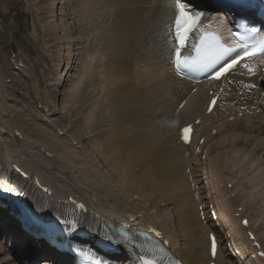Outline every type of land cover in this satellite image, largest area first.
I'll list each match as a JSON object with an SVG mask.
<instances>
[{
	"label": "bare ground",
	"instance_id": "6f19581e",
	"mask_svg": "<svg viewBox=\"0 0 264 264\" xmlns=\"http://www.w3.org/2000/svg\"><path fill=\"white\" fill-rule=\"evenodd\" d=\"M74 1L76 4L80 2L78 4L79 8H83L76 11V5L75 8H73L75 10L69 11V17L67 18L68 21H71L72 24L75 23L74 26L76 27L79 21L78 17L80 16V19L82 18V23H78L77 30L91 31L90 27H92L95 30L93 35L97 34V39L100 42V34L102 32V38L109 40H107L109 42V51L112 52L113 55L112 58L110 57L107 59L103 65L102 71L98 72L99 74L97 76H95L90 70L91 68H86L82 71V74L80 72L78 76L74 77L69 91L64 93V96H69L68 103L70 102L71 106H74L72 101L80 104L81 102H78L77 99L78 97H82L83 106L86 110V115L82 116V122L76 119L78 118L76 117L73 119V123L68 124L67 131L62 132L64 134L69 132L71 135L70 138L65 136L67 140L64 139L63 136L58 135L56 131L52 130L55 123L47 124L44 120L32 114H29V116H31L30 119L26 117L25 114L23 116L21 110H8L7 107L3 106L5 110L4 114L0 115V128H2V130L3 128H7L3 137L8 135V132L10 131V136L8 135L10 141L16 146L24 147L21 149L24 150L28 156V163L25 165H35L38 166L39 169L47 165V171L55 174L52 181H55L56 184L53 185L58 191L63 190L62 187L67 188L69 190L68 193L73 192L79 199L90 205L88 212L84 215L86 217L85 219L88 220L90 224L92 222L91 216L93 214H96L95 220L100 222V227L105 226L108 220H112L111 216L114 213L118 214V212H120L119 215L122 216L124 215L123 212L128 211V209H133L132 212L134 213L145 212L144 220H135L145 224H150V220H158L161 232L163 229L164 234L169 239L170 245L178 250L177 253L187 264H205L206 262V242L202 225L197 217V220L194 219L198 223L195 222L197 226L194 224L190 225V222L192 223V221H189V217L191 218V216H195L192 214V209L195 208V203L194 199L192 200L193 195L190 188V180L189 177H187L188 174H195V177L201 178L200 171H202V174L205 176L199 181V186L204 180H206L207 183L211 181L213 187L210 188L208 197H210V193L211 199L218 198L221 201L222 204H218V208L224 218L225 226L230 227L236 233L244 231V229L238 225L237 219L233 217V214L236 211L233 207L237 203L238 206L236 207H239L240 205L242 207L244 206L243 208L245 211L243 215L248 216L247 214H249L250 221H254L252 224L255 225L257 222V224H259V231H264V104L263 109H261L260 106L262 101L264 102V99H259L260 93L264 92V75L252 78H245L244 76L237 74L227 75L223 81V89L215 108L209 115H206L204 114V111L209 96L208 91L211 89L217 91L218 86L211 87L206 82H203L197 84L198 90L195 94H190L189 91L192 85L173 71L170 55L166 56L167 33L165 32V24L167 21H170V11L168 9L169 1L101 0L102 6L98 5L94 0ZM69 2L71 1L69 0ZM82 2L88 4V6H81ZM189 3L192 4L191 2ZM50 6L49 9L52 11ZM137 15L141 17V21L137 19ZM215 22V20L209 22L208 28H217ZM91 23L92 25H90ZM108 23H110V25H108ZM40 27L43 28V26ZM56 27L58 26H54L48 30L51 31L52 29L54 32L53 29ZM62 27L66 28L64 26H61V28ZM220 27H222L221 29L224 31L225 22L223 19L220 23ZM81 28H83V30H80ZM65 31L63 30L62 32ZM44 33L46 34L47 32ZM98 44L99 43L97 42L96 45ZM99 45H101V49L102 44ZM170 48L171 46H169V49ZM84 51L81 50V56H84ZM127 51L141 52V62H147L146 64L144 63L142 67L148 66V68L141 73L136 70L134 72L130 71L126 73L125 61L127 59ZM68 58L69 56L66 58L63 65L65 71L63 75L69 71L72 65ZM84 65V67H87L86 62ZM125 74L132 78L125 79ZM21 75L25 76L24 74ZM102 78L105 81V85L103 84V93L100 92L99 97L88 101L89 98L95 95L93 86L96 84L97 80L100 81ZM42 87L50 89L52 86L49 83H42ZM137 90L138 92H136ZM49 97L51 96L49 95ZM183 100V107L179 109L178 104ZM233 101H235L234 104H232ZM242 106H244L243 109L245 111L250 112H241L243 114L242 119L246 116L244 122L246 123L245 126L247 132L250 133V138L256 137L258 141V145H254V152H251L248 148L246 151H242L240 148L241 144H243L245 148L250 144H254L255 142L253 139L247 138L245 135L242 136V139H240L239 135H231V133L228 132V128L231 126L230 124L229 126L223 127L224 119L226 118V120L229 121V115L236 114ZM12 110L20 112L25 119V123H23L21 114L18 113L17 114L20 117L15 114V117L18 120L16 121L14 116L11 115ZM157 111H159L158 115ZM48 112L52 115L56 112V109H54L52 105H48ZM1 113L2 111L0 110V114ZM6 113L11 121V123L8 124L10 126H7V120H5L6 117H3ZM172 113L173 116L170 119ZM251 115L254 116L250 117ZM198 116L202 117V121L193 134L192 141L195 142H197L201 136H205L207 129L212 128L213 124L216 125V123L220 121V124L215 126L217 137L212 148V160L214 163H212V160L207 159L209 161L207 165L208 161L205 160L202 170H199L197 163L192 161V158L197 155L193 154L191 158L188 159L185 153L186 147H184L179 141V127ZM177 118L182 120L179 127L176 126L175 122ZM76 122L81 123L82 125L80 128L86 129V132L90 134L89 136L92 141H89L87 148L89 150L97 151L100 155V161L101 164H103V167L104 165H107L112 171H95L97 167L91 165V161H89L86 156L87 154H80L74 149L75 147L71 145L73 144L71 139H77L73 136L75 132L74 130L78 128ZM15 123H20L21 126L17 127ZM84 124L86 126H84ZM66 126L64 125L63 127ZM31 127L37 132L34 135L41 137L47 148L44 147L40 141L41 138L39 140L34 139L35 137L32 138L27 136ZM15 129L24 136L23 139L19 140L14 137ZM1 131L0 134L2 133ZM43 132L44 134L47 133V136L51 137V139L55 137L54 143H50V138L42 135ZM50 133H53L55 136H51ZM3 137L0 135V140L4 139ZM29 138L33 141H30ZM34 140L37 143H40L37 144L39 146L35 149L29 148V150H27L26 147L35 146ZM6 141L9 142V139H6ZM77 144L82 145L81 141L75 143V145ZM16 146L15 148L18 154ZM40 146L44 148H42L43 151L48 150L47 152L51 151L52 153L61 151L66 155L72 156L77 160L76 163L81 165L80 171H86L88 182L85 181L84 177L81 176L79 172H76V179L72 181V185H68L69 183L65 184L67 180L63 176V167H69L71 164L70 161L61 153L57 157H46V155L43 154L44 152L41 154L37 151L40 150ZM156 148L163 150V153H167V155H169L170 152V156H168L167 159L168 164L170 165V169H168L170 170L169 176H171L172 179L170 180L171 177L169 180L167 179L168 181H171L169 184L164 180L162 185L174 184L172 186L174 187L175 192L180 196L178 197L181 201V203H179L180 205L178 204L179 207L177 209L180 216L176 212L173 217L174 219L171 218L170 220L163 216L160 217L159 215H149V212L152 210L150 209L151 206L157 207V204L159 203L163 204L170 201L166 200L167 198H151L150 196V188L160 195L162 193V191H160L162 189L160 182L163 180L161 179L163 177L156 178L158 174L160 176V173L157 174L150 165L152 161L157 160V157L155 156L159 155L155 154V151L157 150ZM159 150L157 153L160 152ZM30 151H33L39 159L46 158L55 161L48 164L47 162L44 163V161L41 163V161L36 162L34 160L32 164L30 160H32L31 157H33L34 154H31L30 156ZM5 153L6 151L0 152V163L2 164L0 166V179H6V181L15 184L18 182V187H20L21 183V187L26 188V193L23 196V199L29 201L35 210L44 208L41 204L44 203L45 200L49 203L47 206L59 208L55 198L47 199L43 194L30 186V182L21 181L13 170L9 171L8 167L3 165L4 161L2 156L5 155ZM108 154L110 155L109 160V156H107ZM41 155L42 157H40ZM141 155H145V157L139 163ZM122 157H125V160H121ZM246 158L247 160L244 161ZM254 159H258L259 164H257ZM250 160L256 164L251 165L249 163ZM7 165H9L8 162ZM23 167L25 168L26 166ZM158 167L159 166H157V168ZM34 169L38 171L37 168ZM75 169H78V167L76 166ZM163 170L160 171L162 172ZM198 171L200 173L196 174ZM244 172H250V174ZM107 174L111 175V177H107ZM69 177L72 179L71 176ZM155 179H158L156 183H159L158 186L160 189L155 188L151 184L154 183ZM223 179L225 180L223 181ZM46 181L49 182L48 180ZM223 182L225 183V186L227 183H231L233 187L230 191L238 193L234 194L233 199H227L226 194H228L229 191L226 192L219 187V185H224ZM49 183L51 184V182ZM28 186L30 187V190H27ZM157 193L155 194L157 195ZM134 194L143 198L142 203H145L146 201L152 202V204H150L151 202L149 203V208L147 210L146 208H143L141 204L129 201ZM171 194L172 193H170V195ZM126 195H131L132 197L130 198ZM91 196L95 197L93 201L90 199ZM198 196L199 198L201 197L200 194H198ZM253 203L255 207L260 209L259 213L255 211L253 212V210L252 212L248 211L250 206H253ZM55 205H58V207H55ZM67 208L68 206H62V209L64 210ZM256 213L258 214L254 215ZM126 221L130 222L128 220ZM112 222L114 221L112 220ZM169 222L173 225V228H175V231L173 230L174 232L168 229L167 223ZM181 228H183V230L185 229V239L183 234H181ZM205 230L208 231L207 228ZM259 231L257 232V237L263 244L264 235L263 237H260ZM40 249H42V247H40ZM8 264L11 263L8 262Z\"/></svg>",
	"mask_w": 264,
	"mask_h": 264
},
{
	"label": "rangeland",
	"instance_id": "374dc122",
	"mask_svg": "<svg viewBox=\"0 0 264 264\" xmlns=\"http://www.w3.org/2000/svg\"><path fill=\"white\" fill-rule=\"evenodd\" d=\"M70 1L71 2H69V0H51V1L50 0L49 1H47V0H0V110L2 111V113L0 115L4 114V110H5L4 107H7L8 110H10V109L21 110V113L23 114V116L25 114L26 117H28L30 119H31V116H29V114H32V115H34V116H36L42 120L44 119L46 121V123L51 121V123H47V124L55 123V125H58L60 127H63L64 125L66 126L69 123H73L72 121L76 117H78L76 119L81 121L82 116L86 115V110H85V108L83 106V102H82L83 98L78 97L77 101L78 102L80 101L81 103L77 104L74 101H72L74 106H71L70 102L68 103L69 96H64V93L69 91L74 77L78 76L80 72L82 74V71L85 70L86 68H88V69L91 68L90 70L94 73L95 76H97L99 74L98 72L102 71L104 63L110 57L112 58L113 54H112V52L109 51V42H108L109 40L108 39L105 40L102 38V36H101L102 32L100 34V38H101V42H100L97 39V36H96L97 34L93 35V32L95 30L92 27H90L91 31H87V30L78 31L77 30L78 25L80 23H82V21H81L82 18L80 19V16L78 17L79 18L78 23L79 22L80 23L79 24L77 23L76 27L74 26L75 23L72 24L71 21H68L67 18L69 17L68 16L70 13L69 11L75 10L73 8H75L76 5L78 6V4L80 3L79 2L76 4L74 0L73 1L70 0ZM94 1L98 5L102 6L101 0H94ZM73 3H75V4H73ZM50 5H52V6H50ZM83 5H84V7L88 6V4H84L82 2L81 6H83ZM49 6L52 8L53 12L50 11ZM77 6H76V11H78L79 9L81 10L83 8V7L79 8V6L78 7ZM137 19L139 21H141V17L139 15H137ZM112 22H113V20H112ZM61 24H63V25H61ZM48 25H51V26H48ZM90 25H92V23ZM108 25H110V23H108ZM40 26H43V28H41ZM54 26H58L60 28H58V27L54 28L53 29L54 32L52 31V29H51V31L48 30L49 28H52ZM61 26H64L66 28L62 27L63 28L62 29ZM65 29H66V31H65ZM63 30L65 32H62ZM80 30H83V28H81ZM43 31L47 32V33L45 34ZM97 42L99 44H102L101 49H100L101 45H99V44L96 45ZM105 44H106V46H105ZM84 49H85V51H84ZM81 50L84 51V53H83L84 56H81ZM103 52H104V54H103ZM68 56H69L68 59H70V63L72 65H71L69 71L63 75V73H65L63 65H64L65 60ZM141 59H142L141 52H139V51H127V59L125 61V72L126 73L130 72V71L134 72L136 70L137 72L141 73V72L145 71L146 68H148V66L142 67V65L144 63L146 64L147 62L146 61L141 62ZM85 62H86L87 67H84ZM18 65L22 66L20 68L21 71H18L15 69L16 66H18ZM57 65H58V67H57ZM93 70H95V71H93ZM21 74H24L25 76H23ZM131 78H132L131 76H127L125 74V79H131ZM42 83L43 84L49 83L52 87L50 89L49 88H43ZM103 84L105 85V81L103 78L100 81L97 80L96 84L93 86V88L95 90L94 91L95 95L93 97L89 98L88 101L90 99H94L96 97H99L100 92L103 93V86H104ZM33 88H34V90H33ZM36 88H37V90H36ZM49 95L51 97H49ZM38 100L42 104H45L47 106L52 105L54 107V109H56V112L50 116L47 112H45V110L42 111L41 107L43 105ZM234 103H235V101L232 102V104H234ZM243 107L244 106L240 107V110H238V112L236 114H238L239 112H247L243 109ZM57 109H58V111H57ZM160 110H161V108H160ZM44 112L47 113L49 116L46 117L44 115ZM17 113L21 114L20 112H16L13 110L11 111V115L14 116V119L16 121H18L15 117V114L18 115ZM161 113H162V110H161ZM247 113H250V112H247ZM22 114H21V116H22ZM23 116H22V120H23V123H25V119L23 118ZM172 116H173V113L171 114L170 119L172 118ZM253 116L254 115H251L250 117H253ZM3 117H6L5 120H7V125L9 123H11L10 119L8 118L7 113ZM245 117H244V119L241 120V122L238 121L236 123V125L233 121H227L225 118L224 123H223V127L229 126V124H230L231 126L228 128V130H229L228 132L231 133V135H233V136L239 135L240 139H242L243 135H245L247 138H250L251 135L249 132H247V129L245 126L246 123L244 122ZM15 120H14V122H15ZM209 123H211V122H209ZM17 124H16L17 127L21 126L20 123H17ZM219 124H220V121L216 123L217 126ZM81 125H82L81 123L76 122V126L78 128L76 130H74L75 132H74L73 136L75 138H77L76 139L77 142L81 141L82 145L80 144V148H76L74 146L75 149L80 154H87L86 156L88 157L89 161H91V165H93L94 167L95 166L97 167L95 169V171H101V170L107 171V172L112 171L111 169L108 168L107 165H104V167H103V164H101V161H100V155L97 153V151L89 150L87 148V144H89V141L90 140L92 141V139H90V136H89L90 134H88L86 132V129L80 128ZM216 125L213 124L212 128L207 129L205 136H203L204 144L199 147V148L202 147L200 149L201 154L192 158V161L194 163H200V168H202L205 160H207V159L212 160V158H213L212 148L214 146L215 139L217 137V133H216V135H214V134L212 135L211 131L213 129H216V127H215ZM84 126H86V125L84 124ZM234 126H238V127H234ZM22 127H24V126H22ZM37 130H39V129H37ZM5 131H7V128H6V130L1 131L2 132L0 134L1 137H3V134ZM43 131H44V129H43ZM29 132H32V133H29ZM29 132L28 133L26 132L27 136L32 137V138L35 137L34 139L40 140L41 137L34 135L37 132L35 131V129L33 127L30 128ZM32 135H34V136H32ZM42 135H45V137L50 138L49 139L50 143H54V138H55L54 136L55 135L53 133H50V135L54 137L53 139H51V137L47 136L48 135L47 133L44 134V132H43ZM67 135H69L68 136L69 138L71 137L69 132L66 133V136ZM42 137H44V136H42ZM3 138H6V137H3ZM29 139H30V141H33L31 138H29ZM250 139H253L255 143L248 145L246 148L243 144H241L240 148L242 151H246V149L248 148V149H250L251 152H254V145H258V141H257L256 137L250 138ZM17 141H19V140H17ZM40 141L42 142L44 147H46L45 142H43L42 138ZM9 142H11L10 139H9ZM21 144H23V143H21ZM11 145L14 147L16 146L12 142H11ZM35 145L37 146V144H35ZM8 146L9 145L5 146L4 152L7 150ZM36 146L26 147V149L27 150H29V148L35 149ZM156 149L157 150L155 151L156 152L155 154L156 155L159 154V155H157L155 157H157L156 159L158 161L157 160H154L152 162L150 161L151 162L150 165L152 166L151 168L157 174L160 173V176L158 174L156 176V178H160L161 176L163 177V178H161L163 180L160 182L161 186H162V189L160 190V191H162V193H161L162 196L159 193H157L156 191L154 192V190H152L151 188H150V196H151V198L152 197H163L164 199L167 198L166 200H170V201H168V203L170 204V202H171V205L167 206V209L162 208L163 210H165L163 216L166 219L168 218V220H170L171 218L174 219L173 217H174L175 213L177 212V209L180 205L179 203H181V201L179 198L180 196L178 195V193L175 192L174 187L172 186L174 184L171 183L170 185H166V184L162 185L164 180L166 182H168V184L171 182V181H168L171 176H169L170 170H168V169H170V165L168 164V159H167L168 156H170V152H169V155H167V153H165V154L163 153V150H159L158 148H156ZM158 150L160 152H162L164 155L160 152L157 153ZM64 151H65V149H64ZM49 152L52 154L53 157H57L58 155H60V153L64 154L61 151H57L56 153H52L51 151H49ZM164 152H166V151H164ZM16 155L18 156V154H16ZM64 155L66 156V158L71 163L69 167H63L64 168L63 176L67 180L65 182V184L69 183L68 185H70V186L72 185V181L76 179L75 178L76 172L77 173L79 172L81 174V176L84 177L85 181L88 182V177H87L86 171L85 170L80 171L81 165L76 163L77 160H75L72 156H69L66 154H64ZM145 155L144 156L141 155V159L139 160V163L144 159ZM165 155H166V157H165ZM203 155H204V159L202 162V156ZM30 156H31V154H30ZM107 156H109L108 157V160H109L110 155L108 154ZM161 156H163V157H161ZM40 157H42V155ZM31 159L33 160L32 157H31ZM121 160H125V157H122ZM246 160H247V158L244 161H246ZM254 160L257 162V164H259L258 159H254ZM40 161H41V163L44 161V163L47 162L49 164L51 162H54L55 160L40 158ZM30 162H31V160H30ZM208 163H209V161L207 162V165H208ZM212 163H214L213 160H212ZM249 163L251 165L256 164L255 162L254 163L251 162V160L249 161ZM76 166L78 167V169H75ZM153 166H155V167H153ZM157 166H159L158 168L160 170H163V169L164 170L161 172L157 168ZM162 166H164L165 168ZM166 167H168V168H166ZM205 168H207V167H205ZM184 172H185V170H184ZM198 173H199V171L196 172V174H198ZM244 173L250 174V172H244ZM244 173H243V175H244ZM111 174H112V172H111ZM152 175H154V174H152ZM166 175H167V177H166ZM190 175L193 176L192 174H188L187 177H190ZM53 176H54V174H52V173L50 176L47 173L44 175V177L47 180H49L52 184H56L55 181H52ZM69 176H71L72 179H70ZM106 176L111 177V175H108V174ZM171 179H172V177L170 178V180ZM157 180L158 179H155L154 183H151V184L155 188L160 189L158 186L159 183H156ZM168 188L170 189L171 192L169 191ZM65 189L67 190V188H65ZM27 190H30L29 186H28ZM155 193H157V195ZM170 193H172V194L170 195ZM234 194H238V193L235 192ZM209 196L211 198L210 193H209ZM192 200H193V196H192ZM216 200L220 202L219 205L222 204L218 198H216ZM168 203H164V204L167 205ZM150 204H152V202ZM174 206H175V208H174ZM236 206H238L237 203L234 206L235 209L237 208ZM55 207H58V205H55ZM254 207L255 206L253 203V206H250L248 211L252 212V210H253V212L255 211V212L259 213L260 209H258L257 207H255V208ZM258 213L254 214V215H257ZM197 214H198V212L196 210L194 213L195 216H193V217L191 216V218L189 217V221H192V223L190 222V225L194 224L197 226L198 223H197V221H195L198 218ZM178 215H179V213H178ZM247 215H248L247 217L250 218L249 214H247ZM263 216H264V211H263ZM91 218H92V216H91ZM186 219H188V218H186ZM187 222H188V220H187ZM252 222H254V221H252ZM237 223H239V219H237ZM169 224L172 225L170 222L167 223L168 229L171 230L172 232H174L175 228H173V225L170 226ZM181 230H182L181 234H183V237H184L185 236V232H184L185 229L183 230V228H181ZM184 239H185V237H184ZM1 255H2V252H0V256Z\"/></svg>",
	"mask_w": 264,
	"mask_h": 264
},
{
	"label": "snow or ice",
	"instance_id": "6c2138e0",
	"mask_svg": "<svg viewBox=\"0 0 264 264\" xmlns=\"http://www.w3.org/2000/svg\"><path fill=\"white\" fill-rule=\"evenodd\" d=\"M238 4L243 5L246 0H236ZM175 19L172 25L174 32V43L175 48L172 56V64L174 65L177 72L181 70L196 71V72H209L214 70V78L219 79L225 73L230 71L238 62L240 57L232 59L230 62H226L221 65L218 69L216 65L220 64V61L228 56L235 49L231 47H225L219 40H213L208 42L202 40L199 46H195L192 52L187 54L184 53V49L187 46L189 35L197 28L201 17L204 15L203 12L193 9L190 6L189 0H175ZM253 39L251 45L244 46V55L251 56L256 53H264V37L259 40ZM215 101H213L214 103ZM211 110V107L210 109ZM189 129H184V139L187 142ZM10 190V189H8ZM246 223V221H245ZM159 235V233H157ZM111 239V237H107ZM120 243L119 240L116 241ZM156 249L149 248L148 252L154 253ZM212 251L215 253V241L213 238ZM264 255V253H262ZM139 264H156L155 259L149 256H139Z\"/></svg>",
	"mask_w": 264,
	"mask_h": 264
}]
</instances>
